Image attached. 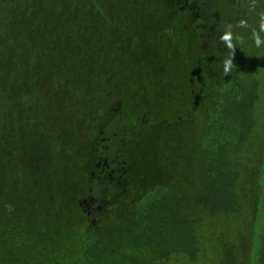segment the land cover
Returning <instances> with one entry per match:
<instances>
[{
	"label": "trees",
	"instance_id": "obj_1",
	"mask_svg": "<svg viewBox=\"0 0 264 264\" xmlns=\"http://www.w3.org/2000/svg\"><path fill=\"white\" fill-rule=\"evenodd\" d=\"M264 264V0H0V264Z\"/></svg>",
	"mask_w": 264,
	"mask_h": 264
},
{
	"label": "rangeland",
	"instance_id": "obj_2",
	"mask_svg": "<svg viewBox=\"0 0 264 264\" xmlns=\"http://www.w3.org/2000/svg\"><path fill=\"white\" fill-rule=\"evenodd\" d=\"M255 261H256V258H254V260H253V264H255Z\"/></svg>",
	"mask_w": 264,
	"mask_h": 264
}]
</instances>
